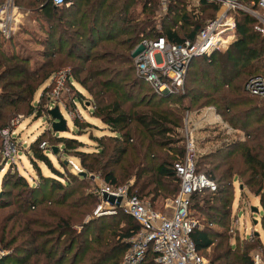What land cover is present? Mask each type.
Instances as JSON below:
<instances>
[{
  "label": "trees",
  "instance_id": "trees-1",
  "mask_svg": "<svg viewBox=\"0 0 264 264\" xmlns=\"http://www.w3.org/2000/svg\"><path fill=\"white\" fill-rule=\"evenodd\" d=\"M18 1L24 8L37 10L38 18L45 20L47 27L42 28L45 35L39 37L44 49L37 54L41 56L40 59L27 53L9 51L1 43L10 42L11 39L0 36V124H4L22 108L27 110L26 114H31L34 110L31 104L34 91L54 69L67 66L70 79L72 77L89 95L85 104L92 107V114L99 116L111 132L105 136V142L102 137H92L97 143L96 151L77 150L78 165L86 174H97L108 185L118 186L114 166L120 163L125 176H132L134 181L130 186L125 185L127 193L143 200L138 190L147 189L152 194V198L148 199L150 206L154 207L155 196H175L178 178L172 170V163L177 159L152 163V148H165V155L169 154L168 151L175 155L181 154L183 148L174 146L180 139L172 137V133L183 111L191 106L198 109L211 105L224 122L244 132L247 141L243 144L238 141L224 143L223 138H219L220 131L216 132L213 140H219L217 147L201 154V157L208 160L214 155H224L223 161L228 158L226 155L237 153L241 158V167L238 165L233 171V160L226 161V171L228 175L244 178L248 190L259 195V203L264 211V99L247 93L243 88L248 76L263 74L256 70L259 58L264 56V35L253 29L255 19L251 15L233 12L235 39L224 51H213L207 59L203 56L190 59L182 93L172 91L158 94L138 77L132 64L139 49L134 53L132 51L131 57L128 53L141 39L163 36L169 43L182 44L185 40L195 38L208 20L203 22L198 15L187 12L174 19L177 9L172 4L178 0H167L169 6L160 16L165 18L160 28L155 16L158 14V0H70L68 5L59 6H53L50 0H15L16 3ZM201 6H208L211 12L217 9L215 3L204 0H201ZM210 16L213 18L214 13ZM66 84L76 90L72 83ZM142 86L150 92L143 103L146 110L129 113L128 107L134 108L144 101L145 97L139 92ZM81 94H75L79 101L83 98ZM165 102L171 103V108L163 105ZM40 115L42 113L39 111L35 113V117ZM131 119L140 128V135L135 139L127 130ZM76 121H73L74 125L78 124ZM78 126L80 130L90 127V124L84 122ZM133 140L138 147L127 144L131 145L130 151L121 145L124 141L129 143ZM57 143L63 144L64 151L82 146L75 137L59 136L49 147L50 151L55 149ZM30 149L36 159L50 166L42 150L35 146ZM121 156L124 158L121 159ZM59 162L62 171L52 168L51 177L39 175L40 180L37 181L42 184L47 182L53 191L58 192L56 197H51L50 202L47 201L55 207L48 212L50 220L24 221L17 228L18 236H27L22 242L28 248L37 245L31 249L24 248L21 252H25L26 256H37L33 264H118L139 225L120 209L113 215H100L83 221L88 208L97 203V193L89 188V177L75 173L69 164L61 160ZM197 164L195 161V171L216 185L214 191L204 192L214 196L219 194L215 200L220 202V208L213 207L215 216L206 214V218L211 223L224 226L228 200L223 193L225 185H219L222 177L217 184L210 172L200 171ZM6 184L22 187L27 183L20 175L10 179L8 174L1 180L2 187ZM135 184L139 187L131 191ZM226 184L232 188L233 177ZM36 189L34 184L26 190L32 192ZM199 193L190 195L189 208H193L192 200H196ZM24 202L30 207L38 203L37 199L29 202L23 197L18 210L23 209L20 203ZM109 219V224L105 226L104 221ZM33 222L36 224L35 229L30 228ZM73 224H78L79 228L74 229ZM214 237L218 238L216 243L213 242ZM190 238L199 254L214 243L209 264H252L246 240L239 239V244L229 242L225 229L216 231L206 225L196 227L190 233ZM14 239H9L3 245L10 246ZM13 256L16 255L2 257L0 264H12L9 259ZM28 258L22 262L16 257L13 264H26ZM141 264H154L150 252Z\"/></svg>",
  "mask_w": 264,
  "mask_h": 264
},
{
  "label": "rangeland",
  "instance_id": "rangeland-1",
  "mask_svg": "<svg viewBox=\"0 0 264 264\" xmlns=\"http://www.w3.org/2000/svg\"><path fill=\"white\" fill-rule=\"evenodd\" d=\"M0 1L3 2L4 0ZM12 2L14 6L13 11L16 16V27L14 28V32L12 33L10 38L12 42L17 46L19 52L27 53L28 55L33 56V58L35 57L40 59L41 56H38L37 54H39V51H42L44 48L39 43V37L45 35L42 31V28L47 27V24L43 18H38L39 16L37 10H32L30 9V7L24 8L19 1L18 3H16L15 0H12ZM168 6L169 4H167V0L165 1L164 5H162L159 0L157 1L156 13L158 14H156L155 16L157 17L156 22H159L157 23L158 28H160L161 22L165 20V18H162L160 16L165 12ZM172 7H175L177 9V15H175L174 19H177V16H179L180 14L187 12L190 14L192 13L198 15L197 17L202 19L204 22L212 18L210 16L211 14L213 15L214 13L215 15V12H211L208 6L204 8L201 6V0H178L176 4H172ZM234 39L235 35L228 43L230 44ZM228 45L219 51H224L228 47ZM135 47L130 51V53H128L129 56L131 55V52L135 49ZM137 50L135 49L134 52H136ZM258 63L259 67L256 71L263 72L264 74V56H261L259 58ZM65 69H67V66L54 69L49 77L37 87L31 99V104L34 107V110L31 114H26L27 110L25 108H22L21 111L12 114L9 119L6 120V124L4 123L5 125L2 123L0 124V194L3 193L2 198L0 199L2 204L0 205V260L7 254L16 255L9 259L10 263L12 264L14 262L13 259H16V257L22 262L27 257H29L26 264H33V259L37 258V256H26L25 252H21L24 248H28V246L23 243L27 236H25L24 234L18 236L19 230L17 228L20 227V225L24 221H38L41 219L45 221L50 220L48 212L51 208H55L52 204L47 203V201L50 202L51 197L54 195L56 197L58 192H56L55 190L53 191V189L49 184H47V182L45 184L37 183V181L40 180L39 175L51 177L53 173L52 168L57 169L58 171H62V167L59 162L60 160L67 164H69V162H73L77 165V167H79L81 171H84L77 163L78 158L76 151H96L97 143L92 139V137H102V141L105 142V136L111 134L108 126L101 120V118L99 116H96L94 113L92 114V107L89 106V104H85L86 99L89 98V95L76 82H74L72 77L66 83H72L76 90H73L72 87L67 86V84L65 83L60 98L58 100H54L52 98L51 90L54 86L53 76ZM43 87L47 89L43 90ZM76 92H81L83 94V98L81 101H79L76 97ZM139 92L141 95H143V97H145L144 101L142 102V104L136 105L134 108H126L129 113H131L132 111L146 110V106H144L143 103L147 100L150 92L144 86H142V89ZM71 100H73L74 103H72ZM163 105H166V107L168 108H171L172 106V104L169 102H165ZM54 106L58 108V111L60 112L62 118L65 120L66 128L63 131H51V119L47 111L49 109H52ZM207 106L208 105H205V108H198L199 110L196 109L195 106H191V108L185 109L182 113V116H180V121H178L177 127H174L175 130H173L174 132L172 133V137H174L175 139H180L174 144V146L182 147V153L175 155L168 151L169 154L165 155V148L153 147L151 150L153 154V156L151 157V162L158 163L162 160H167L168 162H170L173 159L176 160L182 158L185 152L184 133L186 135V139H188L189 137H187V131H189L190 137L192 138V149L194 153L193 159L194 161H197V167L200 169V171L210 172V175H212L217 180H215L217 184L220 183L219 178L222 177V182L219 185L220 187H224L225 185V191L223 193H225L228 200V203L225 205L227 206L225 209H228V213L227 217H225L224 226H219L215 223L209 222V220H207L206 218L207 215H213V217L215 216L216 212L214 210L215 208L213 209V207L220 208V202L215 200L216 197L219 196V194L214 196L210 193H205L204 190H202L203 192L200 191L201 193L197 194V199L192 200L193 208H189L190 212L193 213L192 218L195 219L197 228H202V226L206 225L208 228L216 231H224L225 229L226 234L229 235V242L233 243V241H235L236 244H239V239H241L242 241L246 240L245 243L249 244L248 249H250L251 251L250 255H258L264 263V211L259 203V195H254L248 190L244 183L243 177L237 178L233 174L228 175L226 171V161L229 162L233 160L234 171L236 170V166L239 165L241 167V158L237 155V153L226 155L228 158L225 156L227 159L223 161L222 159H224V155H214V158L208 160L201 157V154L217 147L219 140H213L216 132L218 133L220 131L219 138L222 137L224 143L238 141L243 144L247 141V137H245L243 134L244 132L239 129H237L238 131L234 129L230 134H227L222 130L220 126L214 128V124H212L211 119L207 117V115L206 119L205 117H203L204 113L208 112L206 110ZM75 109L78 112H75ZM37 111L41 112L42 115L35 117V113ZM186 118H188L186 122L187 125L184 124V120ZM74 120H77L76 122L80 126H82V124L87 121L90 123V127H83L79 130L78 124H73ZM129 122V128H127V130L129 134H132L133 139H135L140 135V133L138 132L140 128L136 125L134 120L131 119V121ZM3 128H7L9 130L10 137H12L11 141L14 144V152L8 156L3 155L4 139L1 133ZM79 131L82 132L79 133ZM59 136L77 137L78 140L83 141V143L81 142L82 146L77 148H69L64 151L63 144L57 143L56 151L52 153L49 147L56 142V137ZM41 141L45 142L44 147H39V143ZM127 144H131L132 147L133 145L134 147H138V144L135 143L134 140L129 143H126V141H124L121 145L127 148L128 151H130L131 145ZM31 146L38 147L39 150H42L44 152L50 163V166L45 165V163L34 157V155L32 154L33 152L30 149ZM123 158L124 157L121 156V159ZM120 166V163L114 166V172L118 178L117 184H119L118 186H130L134 182L133 177H126L122 172ZM225 171L227 174L224 173ZM8 174L10 179H16L17 175L24 177L27 183L26 186L19 187L6 184L2 187L1 180L5 175ZM88 174L94 175V177L90 179L91 183H88L90 189L103 187L105 184H107L97 174L87 173L84 176L89 177ZM232 177L233 185L232 188H229L226 183ZM34 184H36L37 186L36 191L30 192L29 190H26L28 186ZM238 186H241V188H238ZM138 187V184H135V186L131 188V191H134ZM170 187H172L171 182ZM138 193L144 197L142 201L150 206V201L148 199L152 198V194L148 193L147 189H140L138 190ZM23 197H26L27 201L29 202L37 199L38 203H35L33 207H30L26 202L20 203L23 204V209L21 208V210H18L19 201L23 200ZM171 198L173 197H171L170 195L163 196L162 194H159L154 198V207L150 206V208L154 211L168 214L171 207L169 205V199ZM99 201L100 199L98 198L97 203L92 204L88 208V212H86V214H84L83 216V221H87L88 219H90V217L93 218L100 215L115 214L104 213L94 216L93 211ZM195 201H197V205L195 204ZM196 206H198L199 210ZM208 206H211L212 208L209 209ZM253 208H256L257 211H253ZM109 222L110 219L104 221V225L107 226ZM34 227H36V224H34L33 222L30 225V228L35 229ZM73 228L78 229L79 225L73 224ZM229 230H231V232ZM13 237H15V239L13 240L12 244L5 247L3 244H5L6 241H9V239ZM217 240L218 238H213L214 243H216ZM213 244L209 248H206L200 252L201 257L206 261H209L210 257L213 254ZM35 245L36 244H34L33 246ZM14 247L16 248L14 249ZM32 247H29L28 249H31ZM28 254L32 253L28 252Z\"/></svg>",
  "mask_w": 264,
  "mask_h": 264
},
{
  "label": "built area",
  "instance_id": "built-area-1",
  "mask_svg": "<svg viewBox=\"0 0 264 264\" xmlns=\"http://www.w3.org/2000/svg\"><path fill=\"white\" fill-rule=\"evenodd\" d=\"M50 1L53 6L68 5L70 2V0ZM159 1L164 5L165 0ZM204 1L215 3L217 9L214 17L204 23L193 40H185L182 44H172L163 36H157L141 39L136 45L135 49L139 50L135 53L132 64L138 77L145 81L154 92L158 94H167L172 91L183 92L184 75L190 59L199 56L207 59L213 51L226 47L233 38L234 11L251 15L255 19L253 29L264 35V0ZM13 9L12 0L0 1V36L5 39L12 35L16 26ZM53 79L51 96L54 100H58L65 83L70 79L68 69L56 73ZM243 88L247 93L264 99V74L248 76ZM71 102L74 103L73 100ZM206 110L207 115L211 113L212 124L220 126L225 133L230 134L236 129L220 119L213 106H207ZM75 112L78 111L75 109ZM187 119L184 120L185 125H187ZM1 133L4 139L3 155H11L14 152V144L11 141L10 132L7 128H3ZM187 137L189 138L186 139L184 133L183 157L172 163V170L178 178V191L173 198L169 199L171 207L168 214L154 211L135 195H128L124 185L111 187L105 184L103 187L94 189L100 199L93 211L94 216L115 213L117 209H120L139 225L138 230L129 239L128 248L118 264H141L149 252L152 254L154 264H209L198 253L190 238V233L197 224L189 215L188 208L192 193L202 190L214 191L216 185L202 173L195 171L192 138L189 131H187ZM44 145V141L39 143V147ZM69 166L78 174L81 171L73 162H69ZM88 176L90 179L94 177L92 174ZM102 193L112 196L114 201L109 203L102 200ZM116 197H120L117 205ZM251 260L252 264H264L256 254L251 256Z\"/></svg>",
  "mask_w": 264,
  "mask_h": 264
},
{
  "label": "water",
  "instance_id": "water-1",
  "mask_svg": "<svg viewBox=\"0 0 264 264\" xmlns=\"http://www.w3.org/2000/svg\"><path fill=\"white\" fill-rule=\"evenodd\" d=\"M48 115L50 116L51 119V131L52 132H59V131H63L66 128L65 125V120L62 118L60 112L58 111V108L56 106H54L52 109H49L47 111ZM52 153L56 151V147L55 149L51 150ZM80 175L84 176L85 172L81 171L79 172ZM238 188H241V186H238ZM102 200L107 201L109 203H112L114 201V198L110 195H107L106 193H102ZM120 201V197H116L115 198V202L116 205L118 204V202ZM253 211H257L256 208H253Z\"/></svg>",
  "mask_w": 264,
  "mask_h": 264
},
{
  "label": "crops",
  "instance_id": "crops-1",
  "mask_svg": "<svg viewBox=\"0 0 264 264\" xmlns=\"http://www.w3.org/2000/svg\"><path fill=\"white\" fill-rule=\"evenodd\" d=\"M16 17V16H15ZM16 27V26H15ZM11 37V36H10ZM9 37V38H10ZM11 39V38H10ZM2 44V46H3V48H5V49H8L9 51H13V52H18V49H17V46L12 42V40L9 42V41H5V42H3V43H1ZM215 109V108H214ZM199 110V109H198ZM216 112V111H215ZM217 113V112H216ZM205 114V119L207 118V117H209L211 120H213L212 119V117H211V113H209L208 115H207V113H204ZM206 115H207V117H206ZM219 116V115H218ZM219 118H220V116H219ZM221 119V118H220ZM85 122H87V121H85ZM87 123H89V122H87ZM90 124V123H89ZM217 126L216 125H214V128H216ZM76 139H77V137H75ZM79 138V137H78ZM78 140V139H77ZM78 141H80V140H78ZM80 142H82L83 143V141H80Z\"/></svg>",
  "mask_w": 264,
  "mask_h": 264
}]
</instances>
